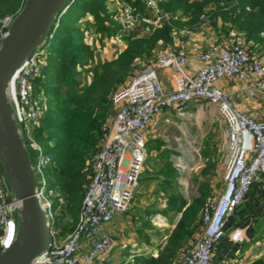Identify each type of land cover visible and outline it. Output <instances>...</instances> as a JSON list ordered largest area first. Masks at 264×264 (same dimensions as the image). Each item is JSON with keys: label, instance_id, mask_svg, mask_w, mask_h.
<instances>
[{"label": "built area", "instance_id": "obj_1", "mask_svg": "<svg viewBox=\"0 0 264 264\" xmlns=\"http://www.w3.org/2000/svg\"><path fill=\"white\" fill-rule=\"evenodd\" d=\"M113 1L120 34L139 26L146 33H152L162 25L161 0H142L147 14L127 0ZM66 10L64 8L63 12ZM14 18L7 16L0 22V39ZM116 37L121 38L120 35ZM44 56L45 51L38 49L24 61L10 85L9 96L24 142L27 140L29 148L37 154L33 168L38 197L52 225V203L47 193L53 194L48 190L46 168L53 160L51 155L44 153L35 136L47 111V99L37 91ZM198 59L200 69L196 74H189L186 67L190 58L185 48L160 51L149 66L138 71L113 95L116 114L93 160L79 220L65 237L55 233L52 225L50 246L32 264H101L103 256L114 245L110 237L100 236L101 228L131 206L144 172L151 123L167 109L184 108L198 101L216 106L224 120L227 138L225 186L206 203L201 214L203 231L185 252L180 264H214L215 250L225 238L229 222L252 187L264 176V120L239 110L217 83L222 79H237L245 84L249 97L264 93V56L254 53L245 35L239 34L233 41L202 51ZM158 69L174 72L173 91L164 89ZM19 207L0 165V253L9 248L16 237ZM232 239L243 242L244 230L237 229Z\"/></svg>", "mask_w": 264, "mask_h": 264}, {"label": "trees", "instance_id": "obj_2", "mask_svg": "<svg viewBox=\"0 0 264 264\" xmlns=\"http://www.w3.org/2000/svg\"><path fill=\"white\" fill-rule=\"evenodd\" d=\"M127 1L145 11L142 0ZM24 2L0 0V22L7 16H16ZM160 7L164 18L154 32L146 33L139 26L120 34L115 12L108 10V0H70L67 10L57 15L50 36L39 48L45 51V56L37 80L41 91H37L46 97L47 111L35 136L52 156L46 178L48 190L57 198L55 214L62 209L72 216L75 224L91 179L93 159L108 131L105 125L112 114V97L133 77L139 62L153 58L160 46L172 45L176 33L196 31L206 22L205 18L216 30L221 22L225 34L231 30L243 33L246 42L264 49V0H164ZM88 15L93 17L94 28H89L93 33L109 38L120 35L125 41L126 48L117 58L92 66L94 51L85 43V32L78 26ZM78 67L83 70L79 71ZM82 73L92 75L91 81L84 85ZM168 177L170 185L165 183L164 188L174 189L168 196V204L182 217L168 246L157 257L140 259V264H175L177 254L202 226L201 210L210 194L209 185L203 183L200 196L188 205L175 188L174 181L179 176L171 163ZM56 218L55 215L53 227L57 225Z\"/></svg>", "mask_w": 264, "mask_h": 264}, {"label": "rangeland", "instance_id": "obj_3", "mask_svg": "<svg viewBox=\"0 0 264 264\" xmlns=\"http://www.w3.org/2000/svg\"><path fill=\"white\" fill-rule=\"evenodd\" d=\"M69 1L70 0H68V2ZM108 10L110 12H116V9L111 6H108ZM204 18L205 17L203 16V19ZM205 20L206 22L202 24V28L211 27L216 32L217 30L211 25L210 20L207 18H205ZM92 24L93 18L92 21H80L78 26L85 32V43L94 51V63L92 64V66H94L102 62L100 54H102L104 49L111 45L109 42L111 38L93 33L91 30V27H93ZM220 26H218V29L221 28L220 33L224 34L222 23ZM202 28L200 26L193 32L198 33ZM190 32L191 31L182 30L181 32L176 33V37H179L180 40L183 41L184 36ZM220 33L216 32L218 36H220ZM113 39L117 40L118 38L114 37ZM185 41L188 40L185 38ZM172 47L174 49L185 48L184 46ZM258 53L263 55L264 49L260 50ZM154 57L148 61L139 62L133 76L144 67L149 66L154 61ZM78 70L82 71L83 69L78 67ZM91 76V74L82 73L81 79L83 85L87 84L88 81H91ZM130 80L131 77L127 82ZM37 89L39 92L41 91L39 86H37ZM115 114L116 109L113 105L112 114L108 118L105 125L107 129L111 125ZM25 142L30 153L32 163L35 164L37 154L29 148L28 141L25 140ZM225 144V124L216 106L206 104L204 101H198L193 102L184 108L170 110V146L180 150L178 153L179 157H183L184 154L188 155V149L191 145V147H194V151L191 152L193 158L196 162L204 164V158L207 156L209 157L210 155L207 154L206 156V150H210L209 148H211V151H213L211 155L217 162H219L222 170L221 172L219 170V173H215L211 170L212 176H201L200 171L194 173V176H184L187 183L186 187L180 185L178 180L174 181L177 184L175 187L176 190L183 198H185L188 205H191L193 201L200 196L199 192L201 191V185L203 183L208 184L210 187V194H208L206 203L210 198L219 195L222 192L225 186V167L223 164L226 156ZM42 149L44 153L48 154L44 147ZM39 180L40 177H38V181ZM184 188H187V190ZM47 196L53 205L52 211L55 214L54 210L57 198L54 195H48V193ZM166 204L168 207L165 208L164 206ZM253 204H260L261 206H264V194L259 197V201H257V199L254 201L248 194L245 202L236 210L234 218L229 222L228 227L229 225L231 226V224L238 218L240 220H246L245 217L241 216L242 210L246 205L251 206ZM204 208L205 206L202 208L201 213ZM54 214L52 223L54 222L55 215L57 217V225L54 226V232L58 233L60 237H65L75 228V221L70 214L66 213L62 209H58L56 214ZM179 214L181 213H178L176 209L171 208L168 204V197L166 198L156 194L153 188L147 190L145 188L143 190L140 189L135 193L134 199L128 211L120 214L119 217L114 220L112 224V234L117 246L110 251V256H108L106 261L102 262V264H140V259L144 258V256L148 257L155 251L162 250L168 246L170 241V224H175ZM256 217L259 218L256 219ZM261 218V214L254 215V217H252L254 221H261ZM195 241L196 239H192L190 241L191 244H186L185 249L187 250L192 247L195 244ZM137 250L140 251L136 252Z\"/></svg>", "mask_w": 264, "mask_h": 264}, {"label": "crops", "instance_id": "obj_4", "mask_svg": "<svg viewBox=\"0 0 264 264\" xmlns=\"http://www.w3.org/2000/svg\"><path fill=\"white\" fill-rule=\"evenodd\" d=\"M162 1L164 0H161V2ZM108 6L116 9V4L113 0H108ZM142 12L144 14H147V12H145L144 10ZM92 18V16L88 15L83 20L92 21ZM220 25L221 22L218 23V26ZM216 32L220 33L221 28L217 29ZM216 32L211 27L202 28L198 33L190 32L186 34L183 41L180 40L179 37H176L175 34L174 43L172 45L160 46L155 51L154 56L160 51H168L170 49H174L172 46H184L188 51L190 58V62L186 67V71L189 74H196L201 67L198 59L199 53L212 45L222 44L225 41H233L235 39V36L239 35V33L234 30H231L229 34L220 33V36H218ZM185 38L188 41H185ZM109 42L111 43V45L104 49L102 51V54H100L102 62L111 61L117 58V56L126 48V43L122 38L117 40L111 38ZM247 45L257 55L264 56V54L261 55L260 53H258L260 50H263L261 46H258L252 42H247ZM157 75L164 89L168 92L173 91L174 72L172 70L158 69ZM217 87L229 94L231 100L235 102V104H237L239 110L248 113L258 120H264V93L260 92L254 98L249 97L245 91V84L238 81L237 79H222L217 83ZM170 110L175 109L172 108L165 110L160 116H158V118H156L151 123L150 130L147 135V159L137 192L140 189L143 190L145 188L147 190L153 188L154 192L158 195L166 198L170 196L174 189L170 188V186L166 189L164 188L165 183L170 185V179L168 177L170 176V163L172 165V168L177 171L178 176H180L178 178V183L185 187L187 183L184 176H194V173H196L197 171H200L201 176H212V171L215 173H219V170L220 172L222 171L219 162H217L211 155L213 152L211 151V148H209L210 150H206V156L207 154L210 155L209 157L207 156L204 158V164L196 162V160L193 158L191 152L194 151V147H191V145L188 149V155L184 154L183 157H179L178 153L180 152V150H178V148H172L170 146ZM184 189L187 190V188ZM263 194L264 176H262L261 180L254 185L249 195L254 201L255 199L259 201V197H261V195ZM164 207H168L167 204ZM258 214L262 215V220L254 221L252 217ZM241 216L245 217L246 220H240L238 218L231 224V226L229 225V227H227L225 238L221 241V243L215 250L213 259L214 264H264V206H261L260 204H253L251 206L246 205L242 210ZM118 217L119 215L116 218ZM181 217L182 214H179L175 224H170V236L175 230L176 225ZM258 218L259 217H256V219ZM114 220L111 223L102 226L100 232L101 237H110L111 239H113L114 245L111 250H113L114 247L117 246V243L114 240V236L112 234V224ZM237 229L244 230L245 239L243 242H236L232 239L234 232ZM202 231L203 225L197 229L193 239L197 240L199 233H201ZM189 244L191 243L188 242L187 245ZM185 248L186 246H184V248L177 254L174 260L175 264H180L183 255L188 250H186ZM110 251L103 256L101 264L102 262L106 261V258H108V256H110ZM139 251L137 250L136 252ZM152 255L154 257H157L159 255V251H155Z\"/></svg>", "mask_w": 264, "mask_h": 264}, {"label": "water", "instance_id": "obj_5", "mask_svg": "<svg viewBox=\"0 0 264 264\" xmlns=\"http://www.w3.org/2000/svg\"><path fill=\"white\" fill-rule=\"evenodd\" d=\"M68 0H25L0 39V165L19 202L17 233L0 253V264H32L51 244V222L38 197L30 153L14 117L9 88L19 67L49 37Z\"/></svg>", "mask_w": 264, "mask_h": 264}]
</instances>
